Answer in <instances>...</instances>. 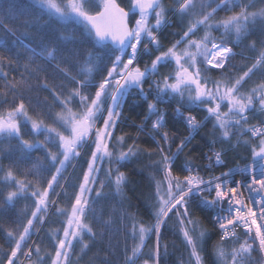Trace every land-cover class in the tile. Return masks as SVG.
I'll list each match as a JSON object with an SVG mask.
<instances>
[{"label": "snow or ice", "instance_id": "snow-or-ice-1", "mask_svg": "<svg viewBox=\"0 0 264 264\" xmlns=\"http://www.w3.org/2000/svg\"><path fill=\"white\" fill-rule=\"evenodd\" d=\"M29 8L17 0L0 6V47L13 37L8 51L16 50L0 54V144L8 143L0 147V209L26 201L15 219L0 222V264H80L103 236L96 226L111 235L117 224L115 211L104 219L97 205L125 199L121 168L145 155L149 219L121 205L115 231L124 236L122 264H160L170 221L186 264H205L211 233L218 236L212 264H264V39L259 50L256 41L244 45L264 33V0H30ZM173 26L179 32H169L174 39L165 46L162 34ZM242 45L256 55L236 52ZM19 49L26 62L19 78H10ZM146 56L150 63L141 67ZM237 56L244 62L234 64ZM48 68L51 77H41ZM39 91L49 95L41 99ZM132 94L146 109L135 137L117 135ZM177 123L189 132L179 143L170 131ZM208 123L212 140L200 157L206 163H194L195 149L178 163ZM144 133L150 146L142 148ZM238 149L250 150V160L213 174ZM34 151L42 155L33 161ZM53 216L62 223L44 233Z\"/></svg>", "mask_w": 264, "mask_h": 264}, {"label": "trees", "instance_id": "trees-1", "mask_svg": "<svg viewBox=\"0 0 264 264\" xmlns=\"http://www.w3.org/2000/svg\"><path fill=\"white\" fill-rule=\"evenodd\" d=\"M120 2H124V0H120ZM30 0H17L18 5H22L29 13L32 12V9L29 8ZM165 5H168L170 3V0H164ZM9 4V0H0V6L7 7ZM259 7V5H258ZM19 15V13H16ZM224 15V14H223ZM27 17L21 16L20 19L23 20ZM53 27L57 30V32L64 31L59 25H53ZM71 28V26H69ZM24 29H20L17 32V35H21L23 33ZM45 31H48V29H45ZM169 32H179V29L175 26L165 29L164 33L161 37V43L167 46L174 38L172 36H169ZM35 35V33H33ZM213 35H218L217 33H213ZM13 37H7L6 43L3 47H0V54L4 55H12L15 53V49H13V52H9L8 49L11 48V40ZM264 39V33H261L260 31H257L254 35L250 36L247 40H245L244 45H248L252 43L253 41L257 42V50H259L260 44L259 41ZM33 47L35 44L32 45ZM66 47L68 49H72L74 47L73 44H67ZM244 50L245 56H254L256 55L255 52H251L248 49L244 48L242 45L241 48H236V52H240L241 50ZM39 51V49H37ZM81 51L83 52V48H81ZM20 59H19V69L12 71L10 73L11 76H15L16 78H19L20 72L23 70V65L26 62V58L28 53H26L23 49H19ZM84 55H87L86 52H84ZM154 58V56H153ZM147 61L150 63L149 58L146 56L144 57V60L141 61V67H143L144 62ZM40 62L39 60L37 61ZM244 61H241L240 57L237 56V58L233 61L234 64H241ZM167 69H163L162 71H166ZM45 75H48L51 77L52 75V69L48 68L47 73H41L40 76L44 77ZM258 79V77H253V80ZM58 82V81H57ZM33 88L35 89L36 81H32ZM39 97L43 99L45 96L49 95L47 91H39ZM30 95L33 96L35 99L37 95V90H34ZM137 105H140L139 107ZM163 107V105H161ZM146 109V105L143 101H141L138 97L135 96V94L130 95L127 98V102L124 105V111H123V122L120 124V127L117 129V135H120L122 132L130 133L132 136H136V128L135 125H138L140 123V119L142 116L143 111ZM195 114V113H194ZM168 115L169 117H172V111L171 109H168ZM200 119L203 117L200 116ZM155 119V117H153ZM251 123L255 124L256 120H252ZM150 127V124H149ZM212 124L208 123L205 127H202L199 129L197 133L194 134L195 138L192 140V143L188 145V148L185 149L184 153H181L179 162H183L185 159V155L189 153L192 149H195V151H191V156L194 160V163L200 164L203 166V164L206 163V161L201 160V153L202 152H208L209 148L208 145L211 144L212 140ZM170 131H174L176 133V143H179V139L182 136L189 135L187 126L182 123H177L174 128H171ZM27 138V137H25ZM40 139H43V137H40ZM147 140V134H141L139 137V142L142 148L149 147L150 142L146 143ZM12 144H15V141L12 142ZM8 143L5 141L3 144H0V147H7ZM217 148H219V145H217ZM173 151H175V145H173ZM239 155H234L231 151L228 153L226 157V163L223 167H217L213 170V174L219 175L221 171L226 170L227 168H232L235 166H243V163H246L244 158L247 156L248 160H250V150H244V149H238L237 150ZM42 155L39 151H34L32 153V160H36L38 157ZM7 163V161H5ZM150 164V161L147 159L146 155L142 156L139 160V162H133L128 164L125 167L121 168V171L125 172L128 176V183L127 186L123 189L124 197L125 199L117 196L115 199H109L107 201H100L97 205L98 211H102L104 214V219L108 218L109 213H112L115 211V219L117 221V224L113 226L112 233L108 231L102 230L98 225L96 226L97 233H103V236L98 234L95 242L92 244L90 250L87 251V253L83 256V258L80 260V264H103V262L107 259L110 264H122V254H123V248H124V236L117 233L115 229L119 227V211L121 208V205L124 208H128L130 212H136L139 213V215L147 221L149 219L148 215L146 214V200L145 197L149 193V184L151 182V176L152 172L150 168H146L147 165ZM26 167L31 166V162H29ZM67 175V173H65ZM207 173H205V176L207 177ZM26 204V201H18L15 208L12 209H0V222L7 225L10 223L13 219H15V214L22 208H24ZM194 215H201V213L198 210H193ZM30 214V213H29ZM62 223V219H58L57 217L53 216L50 219L49 224L44 226V233H47L50 227H58ZM205 225L211 230V225L208 223L207 220L204 221ZM43 235V233H42ZM212 238L207 242L206 246V253H205V264H212V261L214 259L212 254V248L213 245L218 240V236L215 233H211ZM163 241L162 245L164 243L168 244L167 253L165 254L163 247H161V256H160V264H186L188 260V254L185 251L184 246L181 244L180 239L173 235V232L171 230V221L169 222V226L166 230L163 232ZM111 241L112 245H116L117 242H119L118 249H111L109 248V242ZM0 242H2V239H0ZM154 240L148 241V247L145 248L144 252L145 255L149 253V250L152 248ZM31 243V241H29ZM131 242L129 241V244ZM76 252L79 253V248L76 249ZM73 259H76V256H73ZM143 259V258H142ZM142 264V260L140 262Z\"/></svg>", "mask_w": 264, "mask_h": 264}, {"label": "built area", "instance_id": "built-area-1", "mask_svg": "<svg viewBox=\"0 0 264 264\" xmlns=\"http://www.w3.org/2000/svg\"><path fill=\"white\" fill-rule=\"evenodd\" d=\"M241 177L240 176H237L236 179H240ZM247 195V194H246Z\"/></svg>", "mask_w": 264, "mask_h": 264}, {"label": "rangeland", "instance_id": "rangeland-1", "mask_svg": "<svg viewBox=\"0 0 264 264\" xmlns=\"http://www.w3.org/2000/svg\"><path fill=\"white\" fill-rule=\"evenodd\" d=\"M220 15H223V13H220Z\"/></svg>", "mask_w": 264, "mask_h": 264}, {"label": "flooded vegetation", "instance_id": "flooded-vegetation-1", "mask_svg": "<svg viewBox=\"0 0 264 264\" xmlns=\"http://www.w3.org/2000/svg\"><path fill=\"white\" fill-rule=\"evenodd\" d=\"M200 34L202 35L203 33L201 32Z\"/></svg>", "mask_w": 264, "mask_h": 264}]
</instances>
